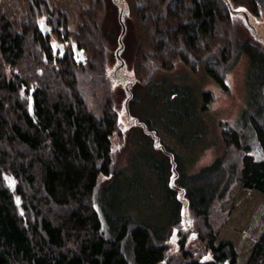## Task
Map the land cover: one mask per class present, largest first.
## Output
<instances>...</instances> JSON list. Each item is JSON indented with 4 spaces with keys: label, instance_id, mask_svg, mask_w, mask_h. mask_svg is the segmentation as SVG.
I'll list each match as a JSON object with an SVG mask.
<instances>
[{
    "label": "trees",
    "instance_id": "trees-1",
    "mask_svg": "<svg viewBox=\"0 0 264 264\" xmlns=\"http://www.w3.org/2000/svg\"><path fill=\"white\" fill-rule=\"evenodd\" d=\"M24 3L25 20L0 16V264H264V41L248 17H264V0H86L75 30L61 4ZM121 5L134 31L130 46ZM104 11L118 14L121 31L105 35L120 62L132 48L140 84L151 62L203 64L223 81L243 52L255 69L260 119L251 120L252 139L226 128L223 154L198 173L186 175L170 154L168 181L169 165L160 168L173 245L163 229L132 218L114 225L106 215L105 225L98 205V187L117 174L112 136L121 134L105 75ZM231 190L216 229L210 207Z\"/></svg>",
    "mask_w": 264,
    "mask_h": 264
},
{
    "label": "rangeland",
    "instance_id": "rangeland-1",
    "mask_svg": "<svg viewBox=\"0 0 264 264\" xmlns=\"http://www.w3.org/2000/svg\"><path fill=\"white\" fill-rule=\"evenodd\" d=\"M52 1L63 6L69 17V26L77 29L86 0ZM114 2L116 5L124 4V0ZM121 10L126 13V18L128 15L124 34L128 26L125 40L130 46L134 37L132 22L126 6L121 5ZM117 15L104 11L100 20L101 34L107 39L105 75L116 98L114 109L121 131V134L115 132L112 136L117 174L103 180L96 191V198L100 199L98 205L105 214V225H108L106 215L114 225L125 218H132L158 230L163 229L166 244L173 245L176 234L173 226L168 227L174 216L173 203L163 186L164 168L162 171L160 168L169 165L168 181L173 174L170 154L178 160L176 167L186 175L198 173L223 154L221 131L226 128L240 130L245 140L252 139L251 120L260 119L255 69L249 56L243 52L226 68L223 81L209 76L203 64L191 68L176 62L173 68L163 69L151 62V77L140 84L130 59L132 48L129 47L130 56L127 54L126 62L120 65L114 56L116 44L113 45L105 35L107 30L117 26L118 34L121 31ZM0 16H16L25 20L24 0H0ZM248 17L261 36L259 40L264 41V17ZM238 27L240 35L245 38V27L240 24ZM129 88L133 91L126 103L131 95ZM149 132L158 137L162 147L152 142L155 138L150 137ZM234 195L235 190H231L228 199L216 200L211 205L209 217L216 229ZM184 216L183 226L191 227L192 219L186 210Z\"/></svg>",
    "mask_w": 264,
    "mask_h": 264
},
{
    "label": "water",
    "instance_id": "water-1",
    "mask_svg": "<svg viewBox=\"0 0 264 264\" xmlns=\"http://www.w3.org/2000/svg\"><path fill=\"white\" fill-rule=\"evenodd\" d=\"M123 64V62L121 61L120 62V65H122ZM30 101H32V97L30 96ZM31 107V106H30Z\"/></svg>",
    "mask_w": 264,
    "mask_h": 264
}]
</instances>
